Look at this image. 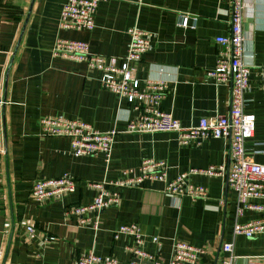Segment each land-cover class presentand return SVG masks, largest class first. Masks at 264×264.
Here are the masks:
<instances>
[{
    "label": "crops",
    "instance_id": "0c3cea01",
    "mask_svg": "<svg viewBox=\"0 0 264 264\" xmlns=\"http://www.w3.org/2000/svg\"><path fill=\"white\" fill-rule=\"evenodd\" d=\"M68 0H0V264H77L83 254L113 257L119 264L138 262L130 253L134 238L114 237L122 226L138 225L142 248L165 264L173 258L177 240L204 250L197 264H264V237L236 236L237 224L264 219V214H237L236 194L224 177L201 171L228 166V140L211 139L183 145L176 133H129L139 111L101 84V73L86 63L53 55L58 39L80 41L93 54L124 57L131 43L128 31L150 36V50L136 64L142 83L165 82L161 109L183 127L202 118L226 115L230 87L210 77L222 47L216 39L229 35L231 0H118L101 3L92 31L64 30L62 10ZM244 63L250 68L245 113L254 118L255 135L246 154L264 165V0H245ZM189 26L183 27V19ZM46 117L77 119L101 133L116 130L110 159L103 154L75 157L67 138L42 137ZM164 162L168 181L189 177L208 189L206 200L176 198L164 182L146 180L120 189L121 202L91 222L94 213L67 216V210L89 206L97 192L90 183L115 182L124 172L141 176L143 161ZM69 175L76 192L37 204L31 199L37 181ZM111 190H117L111 187ZM32 225L34 237L26 227ZM159 238V244L152 242ZM53 238L54 240H51ZM233 245L231 254L224 252Z\"/></svg>",
    "mask_w": 264,
    "mask_h": 264
},
{
    "label": "built area",
    "instance_id": "2783aa9c",
    "mask_svg": "<svg viewBox=\"0 0 264 264\" xmlns=\"http://www.w3.org/2000/svg\"><path fill=\"white\" fill-rule=\"evenodd\" d=\"M118 0H68L62 10L60 27L72 31L94 30L95 17L101 3ZM256 1V0H255ZM246 13L245 0H231L230 32L226 37L216 39L222 47L216 69L210 72V77L219 84L230 87L231 98L229 111L226 115L202 118L197 126L183 127L181 122L171 113L161 109V103L167 91L165 82H146L142 84L136 77V64L150 50V36L132 28L128 31L131 43L124 57H105L93 54L89 45L80 41L58 39L53 55L64 60L83 62L91 71L101 73L102 86L126 99L140 116L128 124L129 133H176L183 145L198 144L211 139H225L229 142L230 159L228 166L211 167L201 171L209 177L222 176L228 187L236 194L237 214L243 216L246 211L264 214V165L254 163L246 154V142L255 135L256 124L253 117L245 113V93L249 88L250 68L244 63V17ZM189 26V19H183V27ZM42 137L67 138L70 140L71 153L75 157L95 156L103 154L108 161L111 157L116 130L101 133L92 126L77 119L64 117H46L41 120ZM141 176L131 178V172L115 182L90 183L88 187L95 190L97 195L89 206L75 207L67 210V216L75 215L82 219L83 224L90 222L83 216L94 213L96 219L91 222L98 229V218L108 208L118 206L121 202L120 189L134 188L146 180L164 182L165 191L176 198L188 197L192 201L206 200L208 189L204 186L193 185L189 177L198 171L183 174L174 181H168V167L164 162L145 160L142 162ZM115 187L117 190H111ZM76 192V182L69 175L60 178L37 181L31 193V199L37 204L63 199ZM26 231L29 237L35 234L34 227L28 225ZM236 236L254 238L264 237V219L247 224H237L234 229ZM121 236L134 238L135 246L129 251L138 262L130 264H165L156 256L146 252L142 246L145 236L138 225L122 226L114 234L116 239ZM51 240H54L51 238ZM152 242L159 244V238ZM231 254L232 244L223 248ZM204 250L190 243L177 240L174 243L173 258L169 264H197ZM264 258V250H263ZM77 264H119L113 257L97 256L94 253L83 254ZM222 264H234L232 255H228Z\"/></svg>",
    "mask_w": 264,
    "mask_h": 264
}]
</instances>
